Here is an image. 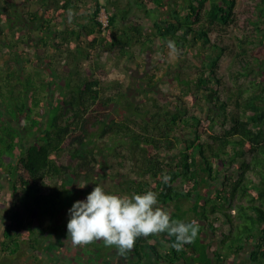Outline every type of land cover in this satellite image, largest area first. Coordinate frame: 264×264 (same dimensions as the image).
Wrapping results in <instances>:
<instances>
[{
    "label": "trees",
    "instance_id": "trees-1",
    "mask_svg": "<svg viewBox=\"0 0 264 264\" xmlns=\"http://www.w3.org/2000/svg\"><path fill=\"white\" fill-rule=\"evenodd\" d=\"M24 1L0 0V163L17 174L14 222L44 228L60 221L67 205L85 200L98 185L101 171L88 165L102 167L114 153L122 165H135V176L127 174L114 193L155 191L173 219L199 229L181 251L167 233L138 238L114 263L264 264V52L254 56L264 47V0H253L252 30L237 41V78L249 80L227 96L217 86L225 48L210 32L235 21L237 0H91L88 10L87 0ZM102 8L110 39L98 18ZM142 15L152 20L149 33ZM169 41L181 56L198 47L194 76H183L181 64L160 78L146 70L127 86L100 77L104 64L95 59L96 46L129 57ZM6 45L10 49L1 51ZM162 81L179 84L183 98L201 101L203 114L181 96L169 104L148 98ZM203 115L212 131L207 134L199 127ZM27 136L33 141L24 143ZM99 139L106 144L98 147ZM162 148L168 149L164 155ZM64 151L66 163L54 157ZM220 161L238 163L236 175L215 165ZM8 236L5 246L16 252L19 241Z\"/></svg>",
    "mask_w": 264,
    "mask_h": 264
},
{
    "label": "rangeland",
    "instance_id": "rangeland-1",
    "mask_svg": "<svg viewBox=\"0 0 264 264\" xmlns=\"http://www.w3.org/2000/svg\"><path fill=\"white\" fill-rule=\"evenodd\" d=\"M125 2L126 0H122ZM21 4H25L26 1L19 0ZM91 0H87L85 6L86 9H90ZM253 0H237L235 6V21L223 28L222 31L213 30L210 32V38L212 42L218 43L220 46L224 47V51L222 52L219 59V67H218V75L221 78V81L218 86L219 93L222 96H227L229 93L237 89L240 85H244L248 82L249 78L240 77L237 78V71L241 69L240 63H238L235 59V54L238 51L237 41L238 38L241 37L245 33H250L252 30V25L248 21V17L250 15V10L252 9ZM85 12V11H84ZM106 12V11H105ZM107 13V12H106ZM57 15V14H56ZM101 16V13L99 14ZM58 17H60L58 15ZM100 19V17H98ZM141 24L145 25V31L149 33L153 28L152 20L146 18L145 16H141ZM83 17L81 18V20ZM107 39H110L111 34L107 31L104 35ZM91 36L90 38H92ZM10 48L6 46H2L1 51H8ZM27 53H31V49L28 47L25 48ZM106 50V49H105ZM95 59H98L99 64H104L103 68L100 69L99 75L104 80H114L122 83L123 86L133 84L138 77L142 76L144 71H147L149 74H155V77L161 76V74H165V72H170L169 68L177 65H183V76L192 77L194 76V71L196 65L200 64V52L198 47L192 48L189 53L184 55H173L170 54V49L168 44H166L163 48L155 47L154 50L147 54H139L138 52L133 54L132 56H124L121 57L117 53L104 51V48L100 50L99 46H96L94 49ZM2 52V53H3ZM264 52V47L254 50V56H260ZM4 54V53H3ZM253 59V56H250ZM2 62V61H1ZM83 66L87 70L89 68V63L84 61ZM172 73L170 72L169 75ZM166 78V77H165ZM264 80V74H263ZM168 80V78H166ZM181 86L173 81H162L160 82L159 88L154 93H149V97L151 98L155 96L159 101L164 103L175 102L177 98L181 95ZM147 98V99H148ZM149 100V99H148ZM180 101H184L189 106V109L192 112H196L199 115L203 114V112L199 109L203 103L193 97V95H186L184 98L181 96ZM199 107V108H198ZM209 120L202 116V120L200 123V130L204 134L212 132L209 129ZM32 137L27 136L24 139V143L32 142ZM98 147L104 146L106 144L105 139H99L97 141ZM118 150H122V146H117ZM153 151V149H152ZM168 151L167 148H162L159 150L161 154H166ZM17 154L19 152V148L15 151ZM107 159L105 160L102 167H100L96 163H92L89 166L90 170H99L101 171V176L98 177L99 183L98 185L104 187V189L108 192H116L120 189L118 185L119 181L125 179L126 175H134L135 165L133 162L126 160L122 165L120 160H122V156H117L114 153H108ZM55 158L60 162L66 163L68 160V154L61 152L59 155H54ZM9 160V159H7ZM13 162V161H12ZM216 166L222 167L224 170H228L229 172H234L236 175V171H233V168L238 167V163L234 166H223V163L216 162ZM87 166V167H88ZM225 172V171H224ZM92 174V173H91ZM3 178V177H2ZM180 183V179L176 181V184ZM191 183H186L184 188H189ZM1 187V186H0ZM94 187L91 189V191ZM116 190V191H115ZM9 188L2 187L0 188V207L4 204V199L6 196L9 197ZM19 193V191H18ZM84 194H86L84 192ZM127 194V193H126ZM255 194V193H254ZM5 196V197H4ZM4 197V198H3ZM188 203V202H187ZM72 205H67L66 209H64L63 214L61 215L60 221H53L48 224L47 227L43 228V232L39 235L42 238V249L43 258L48 262V264H113L117 262L119 259V252L116 251L115 246H105L103 241H96L86 246H73L71 242V238L68 237L67 234V223L70 219L69 209ZM2 208H0L1 210ZM6 209L4 210V212ZM234 211V210H233ZM222 222L220 220L216 221V225H220ZM36 224V223H35ZM31 227V226H30ZM25 228L20 231V235L22 239H27L31 228ZM24 241V240H23ZM27 247L23 244V249L20 251L22 255H25L27 252ZM20 254V255H21ZM244 256H241V260H243ZM236 262V261H235ZM45 264V263H40ZM119 264V263H114Z\"/></svg>",
    "mask_w": 264,
    "mask_h": 264
},
{
    "label": "clouds",
    "instance_id": "clouds-1",
    "mask_svg": "<svg viewBox=\"0 0 264 264\" xmlns=\"http://www.w3.org/2000/svg\"><path fill=\"white\" fill-rule=\"evenodd\" d=\"M168 47L170 54L179 55L173 41ZM170 181L171 177L164 175L163 183ZM68 211L67 234L73 246L103 241L105 246H115L120 255L132 251L138 238L161 233L174 236L171 246L181 251L185 244L195 241L199 232L196 225L173 219L167 209L159 206L158 193L152 190L117 194L96 185L85 200L75 201Z\"/></svg>",
    "mask_w": 264,
    "mask_h": 264
},
{
    "label": "flooded vegetation",
    "instance_id": "flooded-vegetation-1",
    "mask_svg": "<svg viewBox=\"0 0 264 264\" xmlns=\"http://www.w3.org/2000/svg\"><path fill=\"white\" fill-rule=\"evenodd\" d=\"M4 163L5 161L0 163V188L7 187L11 193H9V197L6 196V199L3 201V206L0 207L2 208L0 210V264H48V262L43 258V241L42 238L39 237V235L43 232V228L38 226L36 223V225L31 226L32 231L30 232L28 238L22 239L20 231L25 228L18 226V223L13 220L15 211L18 209L16 201V196L18 195V190H16L17 174L15 175V173L10 172L8 162ZM5 209L6 211L4 212ZM39 231L40 234H38ZM8 233L13 234L15 236L14 239L19 241L20 247L16 252H11L10 249L5 246V242L8 241L7 239L9 237ZM35 235L37 236V241L35 244H32L31 240ZM23 244L27 247L25 255L20 253L23 249Z\"/></svg>",
    "mask_w": 264,
    "mask_h": 264
},
{
    "label": "built area",
    "instance_id": "built-area-1",
    "mask_svg": "<svg viewBox=\"0 0 264 264\" xmlns=\"http://www.w3.org/2000/svg\"><path fill=\"white\" fill-rule=\"evenodd\" d=\"M106 10L104 8H102L101 10V16L100 17V20L102 22V29H103V32H106L107 31V26H108V14L105 12Z\"/></svg>",
    "mask_w": 264,
    "mask_h": 264
}]
</instances>
